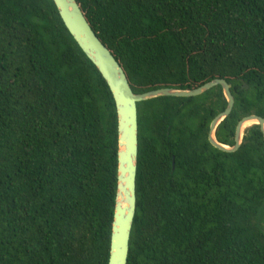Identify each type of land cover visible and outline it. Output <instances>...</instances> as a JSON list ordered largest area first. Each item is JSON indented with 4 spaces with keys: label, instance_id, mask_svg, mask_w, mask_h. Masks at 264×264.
Masks as SVG:
<instances>
[{
    "label": "trees",
    "instance_id": "obj_1",
    "mask_svg": "<svg viewBox=\"0 0 264 264\" xmlns=\"http://www.w3.org/2000/svg\"><path fill=\"white\" fill-rule=\"evenodd\" d=\"M76 2L134 94L224 80L229 147L264 119V0ZM136 108L127 264H264L260 127L209 144L220 86ZM116 155L112 95L52 0H0V264H108Z\"/></svg>",
    "mask_w": 264,
    "mask_h": 264
},
{
    "label": "water",
    "instance_id": "obj_2",
    "mask_svg": "<svg viewBox=\"0 0 264 264\" xmlns=\"http://www.w3.org/2000/svg\"><path fill=\"white\" fill-rule=\"evenodd\" d=\"M52 2L68 33L100 73L114 101L117 117V168L108 264H127L130 232L136 209L137 103L160 97H197L220 86L226 100V108L211 121L207 138L213 148L224 153H234L240 148L243 132L251 125H258L264 138V119L255 115L241 119L236 126L234 146L220 144L215 138L216 128L230 115L234 106L229 84L217 79L194 90L159 89L134 94L121 66L97 38L76 0H52ZM246 124L249 125L245 127ZM172 168H174V163H172Z\"/></svg>",
    "mask_w": 264,
    "mask_h": 264
},
{
    "label": "bare ground",
    "instance_id": "obj_3",
    "mask_svg": "<svg viewBox=\"0 0 264 264\" xmlns=\"http://www.w3.org/2000/svg\"><path fill=\"white\" fill-rule=\"evenodd\" d=\"M249 124H246L245 127H247Z\"/></svg>",
    "mask_w": 264,
    "mask_h": 264
}]
</instances>
